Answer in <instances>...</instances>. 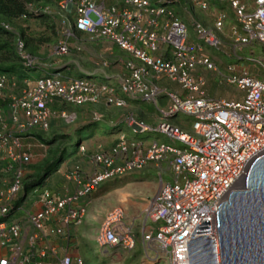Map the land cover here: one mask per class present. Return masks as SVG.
<instances>
[{"label": "built area", "instance_id": "2783aa9c", "mask_svg": "<svg viewBox=\"0 0 264 264\" xmlns=\"http://www.w3.org/2000/svg\"><path fill=\"white\" fill-rule=\"evenodd\" d=\"M211 1L227 3L235 15L232 52L227 56L237 62L227 67L231 75L224 81L244 92L237 101L209 98L202 91L204 79L194 75L198 67L218 71L205 55V48L222 49L223 41L215 32L221 31L224 14L217 15L212 32L196 19L188 26L169 5L154 6L148 0H122L119 7L107 6L105 0H59L57 14L63 32L52 51L53 58L68 54L73 29L92 41L115 44L132 60L123 62L127 75L119 80L117 88L89 78L53 73L37 79L29 89L14 91V85L8 87L6 76L0 74V100H9L10 115L8 123L0 110V162L8 164L7 171L14 173L9 186L0 190V216L12 208L21 192L25 167L32 162L34 145L24 139L35 129L47 132L52 119L68 126L76 123V113L53 112L50 107L54 104L124 108L126 101L117 96L116 90L131 100L152 104L165 96L169 104L160 110L163 122L157 128L152 130L131 118L126 125L135 134L153 131L177 145L153 142L144 148L125 135L104 152L88 154L81 145L78 152L96 169L94 173L82 180L80 169L75 167L65 174L66 181L76 187L72 197L66 191L55 198L49 190H35L36 211L25 213L22 223H0V264H84L47 239H68V228L80 224L86 214L85 207H75L79 200L103 183L143 170L148 163L166 164L172 181L161 186L146 209L149 221L156 226L143 237L146 250L164 254L167 264H189L186 243L197 223L209 222L210 234L193 238L213 240L216 264H220L216 226L219 207L238 191L239 184L243 188L250 166L264 154V0H189L203 12L209 10ZM189 31L195 41L190 40ZM245 48L253 52L243 56ZM16 49L25 66L36 61L24 52L22 42ZM257 49L260 53L255 55ZM245 63L255 68L256 75L245 68ZM161 78L179 85L186 95L159 88ZM180 114L191 118L190 133L168 122ZM99 120V116L93 117V121ZM123 216L120 208L105 216L95 237L99 249L134 251L135 236L122 225Z\"/></svg>", "mask_w": 264, "mask_h": 264}, {"label": "crops", "instance_id": "0c3cea01", "mask_svg": "<svg viewBox=\"0 0 264 264\" xmlns=\"http://www.w3.org/2000/svg\"><path fill=\"white\" fill-rule=\"evenodd\" d=\"M55 1L56 0L54 1L41 0L39 4L41 5L43 4L44 6H47L50 10H52L53 12L52 14L56 15L58 7L54 3ZM121 1L122 0H105V3L107 6L119 7L121 6ZM148 1L152 5L156 6L162 0H148ZM169 7L173 9L177 18H179L186 25L190 26L191 20L196 19L206 29L212 32H215V22L217 15L221 13L225 15L226 19L223 22L221 31L215 32L223 41L222 49H220L217 52L218 54H215L214 52H212L213 50L205 48V55L210 58V60L212 61V63H214L218 71L210 72L202 67H198L195 70L194 75L196 77H201L204 79L205 85L203 86L202 91L206 96L214 100L226 101L222 99L223 92L221 89L217 88V86L221 87L223 85H228L224 81L226 77L231 75L230 73H228L227 67L232 66L237 62L234 58H230L227 56L232 52L231 38H230L231 28L237 25L233 10L230 8V6L227 3H215L212 1L209 10L207 12L200 11L198 8L191 5L189 0H172V4H170ZM71 21L73 22V19H71ZM189 34H190L189 37L190 40L195 41L196 39L194 34L191 31H189ZM68 44L70 47L68 54L59 59L57 58L50 59L49 61L50 62L52 61L53 64L51 63L52 66H50L49 64L46 63L47 65L45 66H50L47 68L59 67L60 68L59 71L74 70L76 74L73 77H69V78H75L76 75H85L94 81L110 84L115 88H117L119 80L123 76L127 75V71L125 69L123 62L128 60L131 61L132 58L129 54L120 50L115 44L106 40L92 41L89 39L87 35L77 32L73 29H72V36L68 39ZM248 51L249 54L253 52L249 48H245L243 49L242 54H245V56L249 55L246 54V52ZM38 53H43V51H38ZM154 56H156V54ZM44 58H45L44 56L42 57L41 55H35V59L39 61L44 60ZM46 58H48V56H46ZM244 66H246V64ZM216 73H218L219 75L218 78L219 80L217 84H215L216 82L215 80H212L213 78H210L211 77L210 75L215 76L217 75ZM33 83L34 81L30 83V85H32ZM157 85L162 90H166V92L174 93L181 97L186 95V92H184L179 87V85L167 80L166 78L159 79ZM116 94L119 98H123L126 101V106L124 108H114V107L105 106L103 104L85 105L82 107L63 105L64 108H66V111L76 113L77 115L76 123L70 126L65 124L64 126H62L63 122L61 120L52 119L51 129H53L56 133L62 132L63 134L70 135L72 140L74 139L75 132H77L76 134L77 139L82 140L81 145L84 146L88 154L108 151L110 148H112L115 145V143L117 142V138L120 135H125V137L129 141L138 142L142 144L144 148L148 147L153 142L165 143L171 146L177 145L175 142L171 141L166 136L155 133L153 131H149L144 134H135L133 133L132 129L128 127V125H126V121L129 118H131L136 122L146 125L148 128L152 130L154 128H157V126H159L163 122V118L162 115L160 114V110H165L169 104V101L165 96H161L156 103L152 104V103H145L141 101L131 100L129 98L122 96L117 90H116ZM63 106L59 104H54L53 106L50 107V109L53 112H58L63 110ZM3 111H4V118L6 122L9 123L10 115H9L8 107H6V109ZM95 115L99 116L100 120L98 121V124L92 125L93 117ZM168 122L173 126L179 128L184 133L191 132V126H190L191 118L183 114L177 115L176 117L168 120ZM115 125L117 126L120 125V133L118 134H112L111 132V130ZM11 128L13 129V127ZM34 132L37 133V131ZM43 134L45 135L47 133H43ZM24 141L28 144H33L34 148L36 147L37 149L35 150V152L33 151L32 162L33 160L36 159V157H39L41 159L42 157L38 156V152H39L38 148L40 147L36 146L33 143L34 140L31 139V137H27L24 139ZM77 154L80 155L79 152H77ZM80 158L85 159L86 162V167L80 170L81 172L80 175L82 177V180H85V178L91 176L96 169L89 163L87 158H84L82 155H80ZM69 161L70 159L66 162ZM40 162L39 163L36 162V163L40 164ZM73 164L71 162V164H69L67 168H63L61 166L58 173H56L60 175V179L62 180L61 183L62 190L61 189L60 190L53 189L52 191L49 190L55 198L60 197L61 194H63V191H66L69 196L71 197L73 196L76 187L73 183H69L65 179V174L68 173V171L77 167L74 166L73 168L72 167ZM122 178L136 180V181H130L129 184L135 185V187L139 190L140 196L138 198L140 200L138 201H142V205L139 202H137L139 207L135 208V212L137 213V216L134 218L127 219L128 217H127L126 209L122 206L118 207L123 211V215H124L122 225L127 229L131 230L132 233L134 234L136 240V247L141 248L143 251H145L146 248L144 247L143 237L145 235L152 233L156 227L154 224H152L149 221L146 215V209L150 201L153 199V197L159 192L161 186L171 183L172 176L166 164L162 163L156 165L154 163H148L143 170L128 174ZM89 200H90L89 198L88 199L86 198V199H81L77 202L75 207L76 208L85 207L86 214L80 224L77 225L72 224L68 228L67 231L68 239L57 238L52 236H49V238L47 239L48 243L51 245H55L59 248H66L69 254H71L75 258L81 259L84 262V264L86 263L83 258V253H81L82 249L81 252L80 250H78L77 253L74 251V245L76 243V240L72 238H74V236H77V238L81 239L79 234L83 232V229L86 228V226H93V227L97 226L94 235V240H95L96 234L98 232L101 223L103 222L105 216L110 212L106 208H96V210L98 209L97 210L98 213L97 215L93 213L94 214L93 215L89 211L90 204L92 201L89 203V205L87 204ZM120 202H122L125 207L128 206V202L125 199ZM143 202H145V205L143 204ZM33 203H34V199L29 203L27 202L25 204L23 203L24 206L22 204V208L24 210H28L31 212L36 211L37 208L34 207L35 204ZM93 220H97L98 225L94 226L93 224L94 222H92ZM27 228L28 227H26V229ZM29 231H30L29 234L33 233L31 230ZM103 253H105V250H103Z\"/></svg>", "mask_w": 264, "mask_h": 264}, {"label": "trees", "instance_id": "16d2710c", "mask_svg": "<svg viewBox=\"0 0 264 264\" xmlns=\"http://www.w3.org/2000/svg\"><path fill=\"white\" fill-rule=\"evenodd\" d=\"M40 2L41 0H0V74L6 76L8 87L12 88V85H14V91L29 89L30 83L33 81L53 73H59V67L47 68L52 66L51 64H49L50 66H45L48 64V61H46V64L35 59L36 48L29 44V40L24 38L25 29L29 28L27 24L31 20L41 22L43 24L46 22L53 24L55 20H59L58 14H52V10L43 4H39ZM58 2L59 0L54 2L56 6L58 5ZM170 4H172V0H162L156 6ZM44 10H48L49 13H43ZM19 41L23 43L24 52L36 60L32 65L25 66L23 64V60L19 56L16 49V44ZM51 63L53 64V62ZM38 71H41L42 75L36 77L35 72ZM30 72L34 74L33 78L28 76V73ZM75 78L85 79L89 77L85 75H76ZM8 105L9 100H0V110H5ZM63 110L66 111L64 106ZM92 123V125L98 124L96 121H92ZM62 126H64V123H62ZM51 128L50 123L49 130L47 132L38 131L37 129L31 132L32 137H30L34 140L33 143L36 146L41 145L45 147L43 151L44 156H41L42 160L39 165L30 166L31 164H29L25 167V174L21 179V192L8 213L3 217L0 216V223H22L24 215L21 217H14L19 210L18 207L23 203L25 204L26 202L29 203L32 201L35 198V190L47 189L43 187L47 185L48 179L51 176L58 173L62 164L69 160L72 155L71 153H68L70 150H75L74 154H77L82 143V140L77 139V132H75L74 139L72 140L70 135L63 134L62 132L56 133ZM34 131H37V133ZM111 132L112 134L120 133V125H115ZM42 133L47 134L42 135ZM38 149L40 152L41 148ZM35 150H37L36 147L33 151L35 152ZM7 165L8 164L4 162H0V184L2 183V180L12 181L14 176L13 171L11 172L6 170ZM130 181L136 180L124 179L120 182L112 181L103 183L96 190V192H93L86 198L93 199L98 196L105 195L114 189L120 188L124 184L130 183ZM7 186H9V184L0 185V190L6 188Z\"/></svg>", "mask_w": 264, "mask_h": 264}, {"label": "rangeland", "instance_id": "374dc122", "mask_svg": "<svg viewBox=\"0 0 264 264\" xmlns=\"http://www.w3.org/2000/svg\"><path fill=\"white\" fill-rule=\"evenodd\" d=\"M28 29H25V35L24 38L29 40V44L34 46L36 48L35 54L36 55H41L42 57L44 56V60H40L39 62L46 63L48 61V64H51L49 61L50 59H53L52 57V51L53 49L57 46L58 42L61 40L63 28L61 25V21L55 20L53 24L49 23H41L37 22L34 20H31L28 24ZM41 43V44H40ZM215 54H218L217 52L219 51L218 49H212ZM38 51H43V53H38ZM221 52V51H220ZM260 50L257 49L254 54H259ZM246 54H249V51L246 52ZM48 56V58H46ZM225 56V55H224ZM245 56V54L243 55ZM246 69H249L251 74L256 75V70L253 68L249 63H245ZM36 77L39 75H42L41 71L35 72ZM76 74L74 70H68V71H59L60 76L64 77H73ZM210 75V78H213L212 80H215V84L218 82L219 75ZM33 73H28V76L33 78ZM216 77V78H215ZM261 78V76H260ZM216 87V86H215ZM217 88L221 89L223 92L222 99L226 101H231V100H239L244 96V92L238 88H236L233 85H223V86H217ZM62 129V128H61ZM42 135H44L42 133ZM44 149L45 147H42L40 149V152H38V156H44ZM68 153H71L72 155L70 156V161L69 162H64L63 168H67L69 164H74V166L79 167L80 170L82 168L86 167V162L85 159H81L80 155L74 154L75 150H70ZM39 157H36L33 162H31L30 166H37L39 165L38 163L41 161ZM38 162V163H36ZM124 178L121 179H116L113 181H122ZM11 181H5L2 180V184H9ZM112 182V181H111ZM61 183L62 180L60 179V175L54 174L48 179L47 185L43 188H47L48 190L52 191L53 189L55 190H60L61 189ZM62 190V189H61ZM96 192V191H95ZM126 195V196H125ZM128 195V196H127ZM139 190L135 187V185H130L129 183L124 184L120 188L114 189L110 192H108L105 195L98 196L96 198H89L90 200L88 201V205L90 204V209L89 211L93 214L95 213L97 215L98 209L96 208H106L108 211H111L112 209H116L118 207H124L127 212V219L129 218H134L137 216V213L135 212V208L139 207L137 202H139L142 205V201L140 200L139 197ZM122 198V199H121ZM128 202V206H124L122 200L124 199ZM120 200V201H119ZM145 205V202H143ZM142 207V206H141ZM26 211V210H25ZM24 209L21 208V210H18L17 213L14 215V217H21L24 215ZM97 211V212H96ZM94 215V214H93ZM95 215V216H96ZM94 226L98 225L97 220H93ZM97 229V226H86V228L83 229V232L79 234L80 238H77V236H74V240H76V243L74 245V251L77 253L78 250L82 249L83 253V258L85 260L86 264H167V260L164 254H159L155 255L152 252H149V250L143 251L141 248L134 249L133 252L130 253H122L114 250H105V253H103L102 249H98L97 246L95 245V240H94V235L95 231ZM78 240V241H77Z\"/></svg>", "mask_w": 264, "mask_h": 264}, {"label": "water", "instance_id": "95a60500", "mask_svg": "<svg viewBox=\"0 0 264 264\" xmlns=\"http://www.w3.org/2000/svg\"><path fill=\"white\" fill-rule=\"evenodd\" d=\"M220 264H264V154L249 168L242 190L223 202L216 215ZM209 222L196 225L186 243L189 264H216Z\"/></svg>", "mask_w": 264, "mask_h": 264}, {"label": "clouds", "instance_id": "9594fccd", "mask_svg": "<svg viewBox=\"0 0 264 264\" xmlns=\"http://www.w3.org/2000/svg\"><path fill=\"white\" fill-rule=\"evenodd\" d=\"M60 21V20H59ZM9 106V105H8ZM3 111V110H2ZM3 114H4V111H3ZM32 137V136H31ZM25 142V141H24ZM26 143V142H25ZM31 164V163H30ZM7 170V169H6ZM25 174V173H24ZM38 190H40V189H38ZM46 190H48V189H46ZM21 208H22V205H20L19 207H18V209L19 210H21ZM25 211V210H24ZM27 212H29L28 210H26L25 212H24V217L23 218H25V213H27ZM84 263V262H83Z\"/></svg>", "mask_w": 264, "mask_h": 264}, {"label": "bare ground", "instance_id": "6f19581e", "mask_svg": "<svg viewBox=\"0 0 264 264\" xmlns=\"http://www.w3.org/2000/svg\"><path fill=\"white\" fill-rule=\"evenodd\" d=\"M237 189H238V190H242V184H239V185L237 186Z\"/></svg>", "mask_w": 264, "mask_h": 264}]
</instances>
